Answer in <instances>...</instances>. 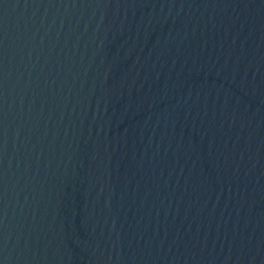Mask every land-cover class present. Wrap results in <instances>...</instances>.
<instances>
[{"label":"water","instance_id":"obj_1","mask_svg":"<svg viewBox=\"0 0 264 264\" xmlns=\"http://www.w3.org/2000/svg\"><path fill=\"white\" fill-rule=\"evenodd\" d=\"M0 264H264V0H0Z\"/></svg>","mask_w":264,"mask_h":264}]
</instances>
